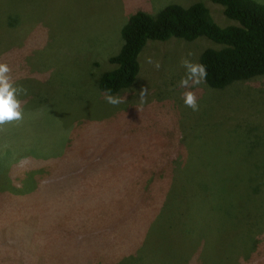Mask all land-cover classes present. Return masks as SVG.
<instances>
[{"label":"rangeland","instance_id":"rangeland-1","mask_svg":"<svg viewBox=\"0 0 264 264\" xmlns=\"http://www.w3.org/2000/svg\"><path fill=\"white\" fill-rule=\"evenodd\" d=\"M196 2L238 25L211 0H0V264H264V76L213 89L199 57L223 44L171 37L148 41L131 88L98 87L130 16ZM106 156L119 181L66 174L102 172ZM133 176L131 203H114ZM114 222L137 235L94 245Z\"/></svg>","mask_w":264,"mask_h":264},{"label":"trees","instance_id":"trees-1","mask_svg":"<svg viewBox=\"0 0 264 264\" xmlns=\"http://www.w3.org/2000/svg\"><path fill=\"white\" fill-rule=\"evenodd\" d=\"M223 7L224 15L237 24L220 26L217 24L209 9L202 2H196L188 7L178 4H168L152 16L138 11L128 18L121 27L120 34L122 45L116 55L109 58V62L115 64L112 70L104 72L98 78V87L102 93L115 94L122 90L131 88L139 72L138 55L149 40L164 41L171 37L180 38L185 41L194 40L197 37H208L209 39L223 44L220 49H205L198 62V71L203 80L213 89H222L234 80H246L255 76L264 75V3L257 0H211ZM14 19L9 21L14 24ZM184 97V94H181ZM185 101V100H184ZM180 108L175 102L171 106L158 108L161 112H167ZM154 125L160 119L148 118ZM147 123H149L147 121ZM167 145H169L168 141ZM123 146H127L124 144ZM145 166L153 165L155 158L147 156V145L142 151ZM105 159V158H104ZM106 171L113 170L112 181H119V174H125L122 170L112 167L114 160L104 162ZM150 172V171H149ZM264 173V172H263ZM90 179L96 175V170L90 171ZM122 178V177H121ZM129 181L120 182V192L112 196L115 203L119 199V205L131 203L134 194L137 193V179L133 184V177ZM158 183L145 184L147 199L140 200L145 205L147 215L151 216L157 211V202L154 195ZM153 193V194H152ZM141 193L140 196H146ZM151 195V197L149 196ZM125 197H128L125 199ZM102 205V203H101ZM118 206L119 212L120 207ZM105 209L110 206L104 203ZM126 212H131L126 207ZM118 213V212H117ZM117 213L114 212V215ZM144 213V212H143ZM143 218V217H142ZM82 225V222L78 224ZM111 230V231H110ZM109 231L103 233V237L94 245L100 244L105 247L108 243L117 245L118 238L137 235L133 227L121 226L115 229V222L111 224ZM111 233V238L109 234ZM85 250H90L89 245L79 240Z\"/></svg>","mask_w":264,"mask_h":264},{"label":"clouds","instance_id":"clouds-1","mask_svg":"<svg viewBox=\"0 0 264 264\" xmlns=\"http://www.w3.org/2000/svg\"><path fill=\"white\" fill-rule=\"evenodd\" d=\"M128 20V19H127ZM208 38V37H207ZM168 40V39H167ZM183 40V39H182ZM149 41H152V40H149ZM164 41H166V40H164ZM164 41H161V42H164ZM213 41V40H212ZM215 42V41H214ZM148 43V42H147ZM217 43V42H216ZM146 46V45H145ZM144 46V47H145ZM143 50V49H142ZM141 50V51H142ZM112 56H114V55H112ZM111 57V56H110ZM109 57V58H110ZM108 58V59H109ZM139 62V61H138ZM139 67H140V64H139ZM140 69V68H139ZM139 73V72H138ZM260 76H264V75H260ZM260 76H255V77H252V78H256V77H260ZM252 78H249V79H252ZM249 79H246V80H249ZM236 81H242V80H234V81H232V82H230L229 84H231V83H233V82H236ZM229 84H227V85H229ZM226 85V86H227ZM225 86V87H226ZM97 162V160H94V164ZM93 164V165H94ZM83 166H74V167H68L67 168V171H66V174L68 173V172H73V171H75V172H77V171H79L80 173L82 172V170H83ZM85 169V168H84ZM65 174V175H66ZM164 183V182H163ZM54 186H56L58 189H59V191H58V193H59V195H60V198H61V201L64 203V204H67V205H69V206H71L73 203V201H67V200H65L64 198H62L61 196H62V193H63V191L61 190V188H60V186L57 184V183H54ZM79 197H81V195H79L77 198H78V203H77V206H78V208L79 209H81V207H80V201H79ZM80 200H81V198H80ZM13 206H14V208L16 209V210H20L21 209V205H20V203L19 202H15V203H13ZM6 238H10L9 236H5Z\"/></svg>","mask_w":264,"mask_h":264},{"label":"crops","instance_id":"crops-1","mask_svg":"<svg viewBox=\"0 0 264 264\" xmlns=\"http://www.w3.org/2000/svg\"><path fill=\"white\" fill-rule=\"evenodd\" d=\"M98 155V154H97ZM88 159V158H87ZM98 159H100V157H99V155H98V158H97V160ZM112 158L110 157V156H106L105 157V159H104V162L105 161H108V160H111ZM106 168V167H105ZM92 170H96V175L94 176V179L98 176V177H101L100 179H99V181L101 180H103L107 175H108V172L109 171H106L105 169L102 171V172H98V169L93 165L92 167H87V168H83V170H82V174L84 173H90V171H92ZM79 198H81V197H79ZM78 199V198H77Z\"/></svg>","mask_w":264,"mask_h":264}]
</instances>
